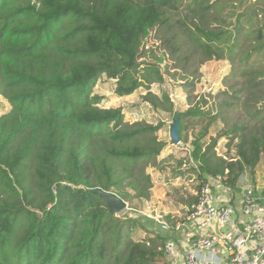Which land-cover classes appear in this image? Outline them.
<instances>
[{
	"label": "trees",
	"instance_id": "trees-1",
	"mask_svg": "<svg viewBox=\"0 0 264 264\" xmlns=\"http://www.w3.org/2000/svg\"><path fill=\"white\" fill-rule=\"evenodd\" d=\"M260 3L264 16V0L250 9ZM227 5L231 1L192 0L185 9L184 0H0V95L10 105L0 114V264H160L167 238L137 217L111 212L95 190L126 202L149 199L148 169L168 145L158 137L163 123L125 121L122 107L100 106L104 97L94 88L105 74L118 96L145 87L146 102L174 113L169 92L150 90L166 80V53L141 60L147 38L167 27L172 35L164 44L176 58L182 39L191 41L200 62L232 55L238 42L221 17ZM261 12L246 9L235 23L237 31L255 36V52L264 51V28L254 32L252 25ZM205 13L214 25L196 22ZM251 74L242 103L259 118L264 72ZM240 99L223 105L232 109ZM205 114L202 101L174 113L181 141L191 145L201 182L221 175L234 189L264 155V120L249 130L244 124L219 128L208 144L206 124L190 140ZM224 137L237 139L230 159L216 150Z\"/></svg>",
	"mask_w": 264,
	"mask_h": 264
},
{
	"label": "rangeland",
	"instance_id": "rangeland-1",
	"mask_svg": "<svg viewBox=\"0 0 264 264\" xmlns=\"http://www.w3.org/2000/svg\"><path fill=\"white\" fill-rule=\"evenodd\" d=\"M209 1L214 2L215 0ZM222 1H231L232 4L227 5L222 10L221 15L222 18L224 17L229 21L228 27L230 30H233L231 41L236 40L238 42L239 47L237 46L232 55L225 54L222 58L200 62L201 56L194 53L197 49L191 44V41L182 39L181 42H177L180 44L181 50L179 51L178 58H176L171 54L168 45L164 44V40L168 39L172 35V32L168 31L167 27H163L161 30L155 28L151 32L143 47L145 56L141 58V60H145L149 55L157 54L158 56H162L166 53L165 59L161 63L165 71L166 80L163 84H152L150 90L160 96L166 91L170 93V96H175L174 113L187 110L191 105L202 101L203 109L206 112L202 116L203 123L190 130L189 139L192 140L200 130L204 129L206 124H209L211 126L209 134L203 140L205 144L210 142L212 136L217 135L219 128L226 129L236 124H244L247 130H249L251 126L258 125L264 120V112L260 114L259 118H253L244 109L242 103L245 97L243 96L244 92H246L243 87L249 84L248 79L252 78L253 74H255H251V72H264V51L255 52L252 46L257 41L255 36L248 35L243 30L239 32L235 26L238 14L243 13L246 9L247 13H252L253 15L261 12L260 10L263 9L262 3L257 5L256 10L250 9V3L263 0H245L246 2L242 6L239 4L240 0ZM190 2L192 0H184L185 9L188 8V3ZM263 17L262 13L254 19L252 23L254 32H257L259 28H264V24L262 23ZM178 18L179 15L175 14L173 21ZM196 22L201 23L204 27H207L206 23L208 22H210V26L214 25V22L210 21V13L203 14L201 19H197ZM189 23L191 27L193 22ZM243 25L246 27L250 26V24L245 22ZM231 41L228 40L227 44L230 45ZM224 46H226V43H224ZM148 60H152V58H148ZM240 89L243 90L239 91ZM247 89L249 88L247 87ZM259 90L264 93V86L259 88ZM94 93H98L104 97L100 106L107 108L122 107L125 121L129 123L136 121H147L153 124L163 123V128L158 132V137L163 140L167 139L168 142L172 143L170 132L176 117H174V113L155 109L146 102L143 98L147 93L145 87L139 88L131 95L118 96L115 93V80L103 74L94 88ZM236 96L241 97V99L235 101L234 108L227 109L223 104L234 101V97ZM257 105L263 108L264 98L262 103H258ZM9 107L8 102L0 95V113L7 112ZM170 143L168 148L166 147L167 150L165 151V148L163 151L165 152L164 158L161 157V153L156 158V166L150 167L148 172L155 183L159 182L162 185L166 184L169 186L172 203L166 200L164 202L166 208L164 209L162 206L158 208L157 203L149 204L151 197L146 200L134 198L131 202L127 203L128 205L124 210L119 212L120 215H132L139 218L146 226H156L158 231H160V223L155 217L157 215L169 216L172 213L176 216V213L181 211L179 208L181 204L191 201V198L195 197V193L197 195L201 183L195 169L188 167V170H184L179 163V161L185 159L188 155V153H185L186 148H183L186 146L181 143L182 145H177L178 147H176ZM236 143L237 139L221 138L217 143L216 150L220 155H224L227 159H230L236 155ZM174 164L177 168L173 167ZM154 204L158 209L154 207ZM150 205L151 207H149Z\"/></svg>",
	"mask_w": 264,
	"mask_h": 264
},
{
	"label": "built area",
	"instance_id": "built-area-1",
	"mask_svg": "<svg viewBox=\"0 0 264 264\" xmlns=\"http://www.w3.org/2000/svg\"><path fill=\"white\" fill-rule=\"evenodd\" d=\"M179 96V95H178ZM175 96L171 95L174 102ZM178 143L177 145H180ZM192 150L188 149L183 168L194 164ZM196 168V166H195ZM223 177L217 175L201 182L197 198L187 210L183 221L175 222L172 227L165 220L157 219L163 230L180 231L188 240L189 246L180 253L177 242L168 240L164 252L171 264H221L215 258L203 259L200 253L217 257L225 247L228 258L222 264H264V189L257 196L252 185H245L241 191L242 212L248 220L237 226L233 221L236 208L231 204L217 201L216 188L222 187ZM119 214V213H118ZM215 225L222 231H210ZM197 230L202 231L197 234ZM251 244L252 248L249 247Z\"/></svg>",
	"mask_w": 264,
	"mask_h": 264
},
{
	"label": "crops",
	"instance_id": "crops-1",
	"mask_svg": "<svg viewBox=\"0 0 264 264\" xmlns=\"http://www.w3.org/2000/svg\"><path fill=\"white\" fill-rule=\"evenodd\" d=\"M9 109H10V107H9ZM170 135H171V132H170ZM165 140L167 141V143L169 145L170 142H168L167 139H165ZM170 140L172 142V143H170L171 145L178 147L177 144H174L173 143V139H172L171 136H170ZM182 144H184L186 146V147H183V148H186L185 153L187 154L189 147L191 148V145H190V143H186L185 144L183 142H182ZM182 144H180V145H182ZM168 145H167V148H168ZM167 148L165 149V151L167 150ZM164 154H165V152H162V155H161L162 158H164ZM187 156L185 157V159L179 161L180 165L183 166V163L187 159ZM187 161H188V159H187ZM195 166H196V168H195ZM173 167H176L177 168V166L175 164H174ZM189 168H193V169L196 170L198 167H197V164L194 162V164H191L189 166ZM178 169L181 170L180 167H178ZM184 170H188V168H186ZM154 184L155 185H154V188H153V191H152L151 198L149 200V204H151V203H157L158 204V208H160V206H162V208L165 209L166 207L164 206V202L166 200H168V201H170L172 203L171 193H169L170 192L169 191V186L166 185V184L165 185H162L159 182H156L155 183V181H154ZM245 185H252L253 186V189L255 191V194L257 196L261 195L262 190L264 189V155H261V158H260V160H259V162H258V164L256 166L255 173L252 175L248 170H246L240 176V178H239V180L237 182V185H236V187L234 189H231V188H229V187H227L225 185H222V187H218V188L215 189L216 190V193H217L216 194L217 195V201L219 203L231 204V205H233L236 208V214L234 216L233 221L239 227L242 226V224L244 222H246V220H248V217L246 215H244L243 212H242L241 191H242V189H243V187ZM196 198H197V195L195 193V197H192L191 198V201H186V202L182 203L181 206L179 207L181 209V211L180 212H177L176 213L177 214L176 216L173 215L174 213H172L169 216L157 215L155 217L156 220L161 218L162 220H165L168 223H170V225L173 227L174 224H175V222L185 220L188 207H189V205L192 202H194L196 200ZM151 205L149 207H151ZM154 207L156 209H158L155 206V204H154ZM148 228L151 229V230H153L154 232L160 233L161 235L165 236L167 238L166 241H168V240H174V241H176L181 254L189 246L188 240L184 237V234L182 232H180V231H175L173 229L163 230L161 228V225H160V231H158L156 229V226L155 227L148 226ZM217 230L218 231H222V228H220L217 225H215L212 229H208V231L207 230H197V234H201L202 231H204V232L207 231V233H208L210 231H217ZM144 234L145 233L143 232V235ZM249 247L252 248L251 244L249 245ZM200 256L203 259H211V260H213L212 258H215L216 261H221V264H222L228 258V253H227L225 247H222L221 248V252H220L219 256H217V257H210V255H207L205 252L204 253H200ZM159 263L160 264H171V261H169V259L165 257Z\"/></svg>",
	"mask_w": 264,
	"mask_h": 264
},
{
	"label": "water",
	"instance_id": "water-1",
	"mask_svg": "<svg viewBox=\"0 0 264 264\" xmlns=\"http://www.w3.org/2000/svg\"><path fill=\"white\" fill-rule=\"evenodd\" d=\"M171 137L173 139L174 144H178L181 142L180 126H179V120L177 118L175 119V122L173 123L172 129H171ZM95 191L97 193H100L102 196L106 198L111 212L119 213L122 210H124L128 205L125 200H123L117 194L113 192H105L102 189H96Z\"/></svg>",
	"mask_w": 264,
	"mask_h": 264
}]
</instances>
